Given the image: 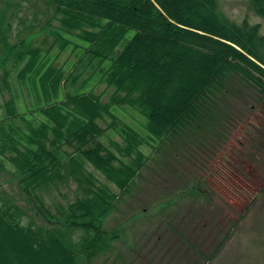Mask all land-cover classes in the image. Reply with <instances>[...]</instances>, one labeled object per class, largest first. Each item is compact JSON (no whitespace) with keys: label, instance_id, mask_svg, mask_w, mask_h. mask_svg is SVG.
<instances>
[{"label":"trees","instance_id":"trees-1","mask_svg":"<svg viewBox=\"0 0 264 264\" xmlns=\"http://www.w3.org/2000/svg\"><path fill=\"white\" fill-rule=\"evenodd\" d=\"M49 2L59 16L54 45L64 49L71 43L64 34L82 40V55L97 60L101 80L111 92L106 102L102 93L76 92L80 76L75 71L55 67L25 40L12 45L3 40L0 64L10 53L13 66L25 61L17 78L37 89L40 105L29 114L35 119L36 110L43 120L34 124L26 113L17 112L10 97L0 121V154L10 153L6 158L19 189L38 202L35 214L45 225L25 226L20 209L0 205V264H81L106 252L116 234L103 227V220L119 198L109 183L119 194L130 190L147 159L141 146L154 141L163 145L200 130L236 80L264 101V35L258 25L224 17L216 0ZM251 5L264 17V0H251ZM7 78L5 71L0 88L8 87ZM122 106L145 119L147 137L113 115V108ZM106 117L110 121L103 127L99 122ZM110 129L121 143L100 142ZM86 164L107 184L87 171ZM69 181L76 183V196L51 213L43 195ZM74 230L81 234L73 237Z\"/></svg>","mask_w":264,"mask_h":264},{"label":"rangeland","instance_id":"rangeland-1","mask_svg":"<svg viewBox=\"0 0 264 264\" xmlns=\"http://www.w3.org/2000/svg\"><path fill=\"white\" fill-rule=\"evenodd\" d=\"M49 1L0 0V60L5 53L3 40L10 45L17 39L25 40V44L39 48L55 67L67 73L75 71L80 76L74 91L102 93V101L106 102L111 89L101 80L97 60L82 55L81 47L85 43L63 33L71 43L64 49L54 45L59 16L54 15ZM216 1L224 17L237 24L258 25L264 35V17L254 11L251 0ZM14 61L10 53L8 60L0 64V82L5 71L8 72V87L0 88V121L5 117L4 103L10 97L17 112L26 113L28 119H32L29 111L40 105L34 94L37 89L29 81L20 82L17 78L25 61L13 66ZM238 82L217 106L218 110L212 116L206 115L200 130L188 131L183 138L166 140L163 145L154 141L152 146L140 147L147 159L130 190L119 194L118 188L109 183L110 190L119 198L113 211L104 218V227L113 229L120 240L110 241L106 252L92 260L80 261L81 264L135 262L125 247L128 235L115 228L123 215L144 212L145 207L148 213L169 215L167 219L172 226L184 229L188 226L184 232L185 241L190 244L188 250L192 251L188 264H264V101L254 89ZM112 113L121 123L143 137L148 136L143 128L145 119L136 109L122 106L113 108ZM34 117V124L43 120L36 110ZM109 121L106 117L99 124L105 127ZM15 124L26 131L22 121L16 120ZM99 140L106 146L111 140L122 142L113 129L107 130ZM8 155L9 152L0 154V205L12 204L20 209L25 226L45 225L35 214L38 202L20 191ZM86 170L107 184L91 165L86 164ZM75 191L73 181L60 185L57 192L43 195L44 207L54 213L57 204L74 199ZM184 214L189 217L185 218ZM143 224L149 227L132 232L131 238L145 236L144 233L152 235L147 232L150 223ZM80 234V230L73 231V237ZM178 248L184 249L180 245ZM178 248L168 240L163 248L153 249L151 262L143 260L140 264H181Z\"/></svg>","mask_w":264,"mask_h":264},{"label":"crops","instance_id":"crops-1","mask_svg":"<svg viewBox=\"0 0 264 264\" xmlns=\"http://www.w3.org/2000/svg\"><path fill=\"white\" fill-rule=\"evenodd\" d=\"M155 214L156 211L148 213L147 209H144V212H140L138 214L123 215L122 222H119L120 230H122V233L124 231V233L129 237L128 242L125 243V247L128 250V254L131 255V260L135 261L130 264H140L143 260L151 262L152 259H154V255L151 253L153 249L156 247H159V249L163 248L168 240L175 243V247L178 248V245H180L184 248L182 250L178 248L180 252L176 250V253L179 258L182 259L181 264H188V260L192 255V251L190 249L188 250L187 247V244L189 247L190 244L189 242L186 243L184 237V232L187 230L188 226L185 229L172 226L167 219L170 217L169 215ZM183 216L185 218L189 217L188 214H184ZM173 217H175V215H173ZM143 223H150L151 228L148 229L147 232L152 235H146V233L143 232L145 236L140 235L137 238H131L132 232H138L140 229L149 227V225H145ZM118 240H120V238H118ZM146 248H148L147 251H145Z\"/></svg>","mask_w":264,"mask_h":264}]
</instances>
